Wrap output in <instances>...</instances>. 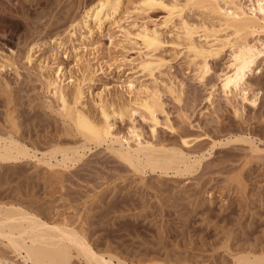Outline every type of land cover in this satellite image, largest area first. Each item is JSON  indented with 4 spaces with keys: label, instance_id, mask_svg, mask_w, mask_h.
I'll return each instance as SVG.
<instances>
[{
    "label": "rangeland",
    "instance_id": "rangeland-1",
    "mask_svg": "<svg viewBox=\"0 0 264 264\" xmlns=\"http://www.w3.org/2000/svg\"><path fill=\"white\" fill-rule=\"evenodd\" d=\"M95 1L0 0V138L10 134L29 149L17 159H0V204L63 221L83 231L96 251L127 263L231 264L242 254H264V58L246 76L251 104L240 94L226 100L219 90L227 50L208 59L210 72L199 81L185 53L164 43L158 52L166 64L154 76L161 83H180L179 96L161 89L164 114L157 116L154 137L140 113L132 121L114 117L113 130L128 136L133 124L141 137L168 146L186 135L192 139L188 153L199 163L179 173L135 171L106 145L83 142L45 85L46 71L53 74L59 67L67 90L70 81L80 82L81 102L92 115L98 95L114 104L129 99L124 84L141 73L137 48L122 40L118 26H127V16L140 21L124 12L136 0H124L114 21L98 27L89 20L69 37L70 24ZM184 14L191 22L212 21L198 10ZM162 15L158 7L151 12L155 20ZM172 37L164 33L166 40ZM81 143L78 160L54 168L45 163L55 160L43 152Z\"/></svg>",
    "mask_w": 264,
    "mask_h": 264
},
{
    "label": "bare ground",
    "instance_id": "bare-ground-1",
    "mask_svg": "<svg viewBox=\"0 0 264 264\" xmlns=\"http://www.w3.org/2000/svg\"><path fill=\"white\" fill-rule=\"evenodd\" d=\"M123 1L96 0L73 20L67 34L69 37L75 35L78 29L87 27L89 20H93L98 27L104 21H114L116 14L123 8ZM133 3L124 12L136 15L140 21L127 16V26H118L122 40L137 48L135 60L141 73L139 78L129 79L124 84L129 96L127 101L114 104L115 100L108 102L98 95L97 100L92 101L97 114L92 115L88 105L81 102L84 96L80 82L70 81L73 85L67 90L59 76L58 66L53 74H47L49 72L46 71L45 85L58 102L63 117L71 121L83 142L106 145L118 159L135 171L149 169L165 173L167 170L186 172L199 163L196 156L188 153L192 139L182 135L177 145L168 146L141 137L133 124L129 128V135L124 136L114 132L111 120L114 117H127L132 121L134 114L140 113L150 126L151 137L155 136V127L160 125L157 116L164 114L161 89L174 97L181 90L180 83L178 85L168 80L161 83L154 76V71H160V67L166 64L165 57L158 52L164 43L185 53L194 64L196 79L199 81H203L210 72L208 59L218 57L223 50H227L226 70L218 75L219 90L226 100L240 94L243 100L254 104V96H246V76L264 58V40L261 41L260 38L264 35V0H158L157 3L136 0ZM160 3L164 7H160ZM156 7L163 12L159 20L152 19L151 16ZM186 10L208 14L212 21L191 22L184 14ZM166 31L173 35L169 41L164 38ZM59 43L62 44L61 41ZM33 47L34 45L30 46L26 52L28 62H32ZM77 49L79 48L74 47L75 51ZM82 56L76 53L78 61L83 59ZM46 67L47 65L40 63V69ZM85 76L83 72L81 81ZM163 124L171 127L166 122ZM9 136L0 138V159L14 160L27 155L29 149ZM83 148L82 143L65 148H51L47 153L43 152L42 156L47 154L49 158H54V164L45 162L50 168H54L58 164L63 166L67 162L78 160L84 153ZM254 149L258 151L257 147ZM56 153L59 154V159H56ZM82 232L63 221L43 220L20 206L0 204V246L19 259L16 262L0 255V264H166L127 263L112 254L98 252ZM74 259L79 263H73ZM231 264H264V254H242L233 258Z\"/></svg>",
    "mask_w": 264,
    "mask_h": 264
},
{
    "label": "snow or ice",
    "instance_id": "snow-or-ice-1",
    "mask_svg": "<svg viewBox=\"0 0 264 264\" xmlns=\"http://www.w3.org/2000/svg\"><path fill=\"white\" fill-rule=\"evenodd\" d=\"M149 3H157L158 0H148ZM160 7H164L162 3L159 4Z\"/></svg>",
    "mask_w": 264,
    "mask_h": 264
}]
</instances>
